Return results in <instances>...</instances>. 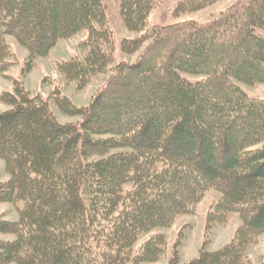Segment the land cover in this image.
I'll list each match as a JSON object with an SVG mask.
<instances>
[{"label":"trees","instance_id":"obj_1","mask_svg":"<svg viewBox=\"0 0 264 264\" xmlns=\"http://www.w3.org/2000/svg\"><path fill=\"white\" fill-rule=\"evenodd\" d=\"M222 0H179L175 17ZM155 0H119L125 28L138 36L120 50L139 53L115 68L117 45L105 0H0V76L12 91L0 102V159L8 181L0 203L19 218L0 222V264H152L167 244L153 235L191 214L208 191L220 194L206 217L205 245L215 225L237 214L241 225L216 252L203 247L187 264H253L248 249L264 235V99L239 85L264 84V0H238L216 19L149 25ZM82 32L81 60L58 63L83 90L112 74L85 107L54 93L77 123H60L22 78L32 62ZM12 37L29 53L21 79L7 76L16 58ZM187 76L197 77L191 80ZM180 233L169 264H180Z\"/></svg>","mask_w":264,"mask_h":264},{"label":"rangeland","instance_id":"obj_2","mask_svg":"<svg viewBox=\"0 0 264 264\" xmlns=\"http://www.w3.org/2000/svg\"><path fill=\"white\" fill-rule=\"evenodd\" d=\"M156 6L149 17V25H167L182 21L194 20L200 24L208 23L221 13L226 11L238 0H222L217 4L191 14L181 17H175L173 10L179 0H155ZM109 27L111 28L114 40L117 45L114 53L115 66L120 62L134 63L139 53L132 56L123 54L120 50V43L123 39L134 38L138 36L129 32L119 14V0H105ZM88 38L87 32H82L68 40L60 41L51 53L45 58H38L32 62L33 67L22 78L25 88L33 95L41 94L45 99L49 100L52 110L57 120L62 123H77L80 117H71L64 115L54 102V93L59 90L62 96H66L72 100L76 107L87 106L92 97L99 91L109 80L112 72L106 74H98L91 78L90 83L83 90H77V85L66 80L65 76L58 70V63L69 61L72 58L83 60L88 54V50L81 45ZM8 44L15 55V64L6 73L10 78L21 79V71L26 67L29 53L12 37L7 38ZM191 80H197V77L187 76ZM242 89L252 98L264 99V84H256L255 86H247L239 83ZM13 84L10 79L0 76V95L3 92L12 91ZM7 105L0 102V111L6 110ZM10 175L6 170V163L0 159V182L8 181ZM220 194L217 191H208L203 199L197 204L194 212L191 214L181 215L173 221V224L167 228L154 230L148 234L142 235L136 243L135 250H140L142 245L153 235L164 234L167 239L165 253L161 259L152 264H169L172 256V249L177 237L183 233L184 240L180 247V264H187L194 258H197L203 247L210 252H216L226 246L233 239L236 230L241 225V219L237 214H231L224 225H215L211 235L208 237L209 243L205 245V227L206 217L210 207L218 202ZM19 218L16 207L10 203H0V222H14ZM15 240V236L11 234L0 233L1 242H11ZM249 258L253 264H264V235L260 236L258 242L251 245L248 249ZM16 264V263H10Z\"/></svg>","mask_w":264,"mask_h":264}]
</instances>
